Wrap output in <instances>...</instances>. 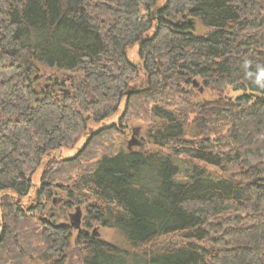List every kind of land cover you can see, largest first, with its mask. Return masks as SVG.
<instances>
[{
  "label": "trees",
  "instance_id": "16d2710c",
  "mask_svg": "<svg viewBox=\"0 0 264 264\" xmlns=\"http://www.w3.org/2000/svg\"><path fill=\"white\" fill-rule=\"evenodd\" d=\"M125 99L138 151L90 126ZM58 183L85 229L44 216ZM53 258L264 264V0H0V264Z\"/></svg>",
  "mask_w": 264,
  "mask_h": 264
},
{
  "label": "rangeland",
  "instance_id": "374dc122",
  "mask_svg": "<svg viewBox=\"0 0 264 264\" xmlns=\"http://www.w3.org/2000/svg\"><path fill=\"white\" fill-rule=\"evenodd\" d=\"M197 30V33L203 34L204 33V29L202 28V26L200 24H198L195 28ZM134 52V53H133ZM129 58L130 60L135 63L138 64L140 63V58L138 55V49L137 47L133 48L130 52H129ZM62 74V72L59 71H55V70H49L47 77L43 78L40 82H41V86H49L51 83L54 82V80L56 79V77H59ZM71 76H73L72 74H69ZM66 88H70L69 84H66ZM188 88V89H187ZM201 86H198L194 91H192V88L188 85L186 86L184 89L187 91L189 96L187 99H191L193 101H197V100H201V99H211L213 96L211 94V92L207 89H205L203 92L200 91ZM243 92L242 91H235L232 88H228L226 90V96L228 99H235L237 98L239 95H241ZM192 95V96H191ZM198 95V96H197ZM185 94L183 95H179L178 98L179 99H183L185 98ZM186 96V97H187ZM126 99L123 100L118 112L113 115L112 117H110L108 120L105 121L104 124H91L90 126L93 128L94 131H97L101 129V127H107V126H115L116 127V131L114 134V138L113 139V143L116 145L115 147L117 148L118 152H129V151H138L140 150L143 146L146 145V143L144 142V139L146 137V130L148 128V122L145 120H140L137 118H130L127 113H126ZM132 141V144H130ZM85 140H81V142L76 146L75 149L73 150H66L65 152H62L61 155L63 157H71L74 156L78 150L80 148H82V146L84 145ZM108 145V143H107ZM131 148V149H130ZM58 155V154H56ZM41 170L36 173L33 177L34 183L36 185V187L39 186L40 184V179H41ZM61 185V184H57ZM54 191V194L51 198V200H46L45 201V206H46V211L43 213L44 216H47L49 219L51 218V216H54L53 220L57 221L58 223H67L71 225V220H70V213H74L75 212V208H68L67 207V203H68V194L69 192L65 189V187L61 186V187H57ZM36 190V189H35ZM35 196V191H33V193L29 196V197H25L22 200L23 204H26L27 206H29V204L31 203V201L33 200ZM85 216V211H83V216L82 218ZM82 222V220H81ZM95 226V225H94ZM82 229H85L84 227V218H83V224L81 223V227ZM96 232V235L99 236V238H103L105 240H110L115 232L114 229H110V228H94L90 231ZM77 230H74V234H77ZM170 240L173 239H179V237H170ZM163 242V240H162ZM54 260V258L51 261H32L29 264H52L51 262Z\"/></svg>",
  "mask_w": 264,
  "mask_h": 264
},
{
  "label": "water",
  "instance_id": "95a60500",
  "mask_svg": "<svg viewBox=\"0 0 264 264\" xmlns=\"http://www.w3.org/2000/svg\"><path fill=\"white\" fill-rule=\"evenodd\" d=\"M194 84L197 86L198 83L196 81H194ZM200 91L203 92L202 87L200 88ZM130 144H132V141ZM58 186L60 187L61 185H58ZM81 220H82V210L80 207H77L75 212L71 214V225H72V227L74 229H80L81 223H82Z\"/></svg>",
  "mask_w": 264,
  "mask_h": 264
},
{
  "label": "bare ground",
  "instance_id": "6f19581e",
  "mask_svg": "<svg viewBox=\"0 0 264 264\" xmlns=\"http://www.w3.org/2000/svg\"><path fill=\"white\" fill-rule=\"evenodd\" d=\"M134 53V52H133ZM190 84V83H189ZM158 87V86H157ZM186 87V86H185ZM188 89V88H187ZM187 95V94H186ZM192 96V95H191ZM198 96V95H197ZM189 96H187V98H188ZM161 101H163V100H161ZM190 102V101H189ZM162 103V102H161ZM163 104V103H162ZM167 104V103H166ZM148 117V116H147ZM101 128H103V127H101ZM97 131H98V129H97ZM114 138V137H113ZM34 262V261H33Z\"/></svg>",
  "mask_w": 264,
  "mask_h": 264
},
{
  "label": "flooded vegetation",
  "instance_id": "af4514ba",
  "mask_svg": "<svg viewBox=\"0 0 264 264\" xmlns=\"http://www.w3.org/2000/svg\"><path fill=\"white\" fill-rule=\"evenodd\" d=\"M131 149V148H130Z\"/></svg>",
  "mask_w": 264,
  "mask_h": 264
}]
</instances>
